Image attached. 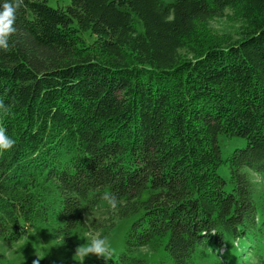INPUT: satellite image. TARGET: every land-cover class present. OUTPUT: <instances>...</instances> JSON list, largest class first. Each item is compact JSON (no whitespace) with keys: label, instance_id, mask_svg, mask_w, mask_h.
I'll return each mask as SVG.
<instances>
[{"label":"trees","instance_id":"trees-1","mask_svg":"<svg viewBox=\"0 0 264 264\" xmlns=\"http://www.w3.org/2000/svg\"><path fill=\"white\" fill-rule=\"evenodd\" d=\"M225 9L235 38L209 26ZM15 27L1 241L44 223L71 248L133 216L122 251L91 264H145L143 246L168 264H264V0H24ZM219 134L244 139L227 180Z\"/></svg>","mask_w":264,"mask_h":264},{"label":"rangeland","instance_id":"rangeland-1","mask_svg":"<svg viewBox=\"0 0 264 264\" xmlns=\"http://www.w3.org/2000/svg\"><path fill=\"white\" fill-rule=\"evenodd\" d=\"M47 4L52 7L65 6L69 0H46ZM230 9L224 10V15L215 17L209 21V26L216 32L229 33L233 38L238 35L240 22L231 17ZM217 144L220 150V156L223 160L217 168L220 177L228 179V169L226 158L233 149L244 145L242 137H225L217 136ZM251 179L261 186V180L257 175L245 169ZM134 217H127L117 220L114 226L105 236L112 249V258L122 251L123 235ZM94 233H99L96 231ZM87 237L84 235H74L71 248L63 247L56 238L50 233L44 223H37L30 227L25 234L12 242H3L0 240V264H79V258L74 257L77 246L87 243ZM137 257L143 258L145 264H168L165 258H161V251H152L147 247H139L133 252ZM95 256L86 257L83 264H91Z\"/></svg>","mask_w":264,"mask_h":264},{"label":"clouds","instance_id":"clouds-1","mask_svg":"<svg viewBox=\"0 0 264 264\" xmlns=\"http://www.w3.org/2000/svg\"><path fill=\"white\" fill-rule=\"evenodd\" d=\"M23 4L24 0H3V3L0 4V51L2 52L9 51L14 44L12 38L17 31L15 27L16 14L23 7ZM10 115H12V105L5 104L0 100V116L7 117ZM16 144V139L8 135L6 127L0 125V154L11 152ZM102 199L114 212L119 210L121 202L111 192L103 193ZM87 241L75 249L74 257L79 258V264H83L85 258L89 256L106 260L113 254L105 236L89 232ZM33 264H37V261H34Z\"/></svg>","mask_w":264,"mask_h":264}]
</instances>
